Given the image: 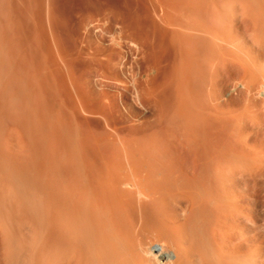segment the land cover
Returning a JSON list of instances; mask_svg holds the SVG:
<instances>
[{
	"label": "bare ground",
	"instance_id": "bare-ground-1",
	"mask_svg": "<svg viewBox=\"0 0 264 264\" xmlns=\"http://www.w3.org/2000/svg\"><path fill=\"white\" fill-rule=\"evenodd\" d=\"M41 1L31 23L55 29ZM173 1L143 17L128 1H73L63 20L82 29L74 53L32 26L35 45L52 38L37 42L39 55L54 44L43 72L23 37L24 52L5 42L11 21H1L12 67L0 57V264H264V10L242 0L228 15L223 0H183V14ZM144 31L162 35L154 48L169 41L172 54L165 44L160 54L172 58ZM15 58L36 63L33 76Z\"/></svg>",
	"mask_w": 264,
	"mask_h": 264
},
{
	"label": "rangeland",
	"instance_id": "rangeland-1",
	"mask_svg": "<svg viewBox=\"0 0 264 264\" xmlns=\"http://www.w3.org/2000/svg\"><path fill=\"white\" fill-rule=\"evenodd\" d=\"M9 1H10L11 3H10ZM22 1H23V0H8V1H6V0H0V23H1V21H2L1 24L4 25L5 23H3V19H6L7 16L9 17V15L11 16V17H9V18L7 17V19H6L7 21L4 20V21H6V22H8V19H9V21H11L10 24H8V25L10 26V27H9V26H8V27L11 28V29L6 28V29H8V31H7V32H8V35L6 36V38H4V39H5V42L8 40V44H9V45H12V44L14 45V42H15V46L18 47V46L22 43V42L20 43V40H21V41L24 40L25 43H24V42H23L24 44L22 43V44H23V45H22L23 49L25 48L24 46H28V47H29V45H30L29 48L31 49V50H30L28 47H26L28 51H27L26 48H25L24 50L27 51V53H26V52H25V53L28 54V55L31 53V57H30L31 59L34 57V58H33V62H31V63H34V62L38 63V62H37V61H38V58L40 59V57H41V59H42V56H43V55H42V56H40V55L43 54V53H44V54H47V53H45V52L43 51V53H41V54L39 55L40 51L38 52L37 49H39L38 46H39V44H40L41 42H40V43H37V42H39L40 40H43V41H44V40L46 39V37L44 38V35H43L44 32H47V33H45V34L47 35V37H48V35H51V37H53V36H52V33H54V32H52V30H54L55 33H54L53 35H55V34H56V36L59 35L57 38L54 37V38L57 39V40L59 39V42H58V43H60V45H61V46H59V47L61 48V47L63 46V47H62L63 50H64V48L66 49L67 47H69V49H66V50H69V51H68L69 53H70V51H72V53L75 52V51L73 52L72 49H75V50H76V48H74V47L77 46V48H78V47L80 46L81 40L78 39V40H79L78 42H80V43H78V42L76 41V39H77L76 37H78V38L81 37V39H82L83 35L80 33V32H82V29L79 27V25H78V26H77L76 24L74 25V23H76V22H75V21H76V20H75L76 18H75V19H74V18H71V22H72V23H71V25H70V22L68 21V22H69V23H68L69 26L67 27L68 24H67L66 21H65V20H66V16H65V15H66V14H67V15H68V14L72 15L71 12L69 13V11L72 10V9L77 8L76 6H73V5H75V3H76V5H77V1H78V0H77L76 2H75V0H73L75 3H73L72 0H57L58 3H57L56 0H49V2L52 4V5L50 4L51 7L53 6V7H52V11H53V13H54L55 22H56L55 25H54V28H55V29H53V27H52V30L48 29V28L45 27V26H40V29H39V25L36 26L37 24L35 25V23H31L33 20L36 19V16H37L36 14H37V12H35L36 14H34L35 17H34V15H33V12H34V11L31 12V14H30L29 11L32 10V6H33V5L30 6V7H29V5H31V3H32V4H34V6H36V4L41 6L40 3H39V4L37 3V2H39V0H38V1H37V0H34V1H37L36 4H35L34 1L32 2V0H31V2H30V0H25V2L27 1L29 4H28V3H25L24 1H23V3H22ZM40 1H41V0H40ZM42 1L45 2V0H42ZM42 1H41V3H42ZM51 1H52L53 3H52ZM63 1H64V2H63ZM119 1L121 2V0H119ZM126 1H128V5L130 4V5H129V8L131 7V8L133 9V10H132V9L130 8V9L132 10V12L135 10V13L137 12V13L140 15V17H143V14H142V13H145V12H143V11H147V9L149 10V9H150L149 7H151V8L153 9V7H154V6H152V3H153V2H154V3H155V2H158V0H152V1H151V0H126ZM126 1L122 0L123 3L126 2ZM159 1H160V0H159ZM164 1H165V2H164ZM166 1H167L168 4H169V2H170V1L172 2L173 0H170V1H169V0H161V2H162L163 4H165ZM177 1H179V2L176 3ZM184 1H185V0H184ZM245 1H248V0H245ZM249 1H251V2H250V3H252L251 5H254V6H252L253 8L250 7L249 9H251V8L254 9V7H255V8H258V7L260 6L258 9L260 10V8H262V10H264V3L262 4L263 0H260V1H262V2H260L259 0H249ZM249 1H248V3H249ZM2 2H3V3H2ZM8 2H9V3H8ZM12 2H14L15 4L12 3ZM61 2H62V5L64 4L63 6L61 5ZM171 2H170V4H171ZM173 2H175V4H174V3H173V4L176 5V7L179 8V5H178V4H179V3H182L183 0H174ZM185 2H186V1H185ZM223 2H224V3H223V6L226 7V8L223 7V8H224V11H225V13H227L228 15H230V13H232V12L234 11L235 8L241 10V8H240V7H241V6H240V3H241L242 5L244 4V3L242 2V0H228V1H227V0H226V1L223 0ZM226 2H227V3H226ZM258 2H259V3H258ZM67 3H68V4H67ZM71 3H73V5H72ZM126 3H127V2H126ZM145 3H146V4H145ZM154 3H153V4H154ZM260 3H261V4H260ZM4 4L6 5V7L10 4L11 8L8 7V8H10V10H7V8L4 6ZM21 4H23V5H22L23 7L21 6ZM54 4H55V5H54ZM59 4H60V5H59ZM69 4H70V5H69ZM124 4H125V3H124ZM155 4H156V3H155ZM155 4H154V5H155ZM157 4H158V3H157ZM166 4H167V3H166ZM185 4H187V2H186ZM234 4H235V5H234ZM246 4H247V3H245V5H246ZM257 4H258V5H257ZM2 5H3V6H2ZM44 5H45V3H44ZM56 5H59V6H56ZM67 5H68V6H67ZM125 5H126V4H125ZM131 5H132V6H131ZM136 5H137V6H136ZM251 5H250V6H251ZM261 5H262L263 7H262ZM24 6H25V7H24ZM34 6H33V7H34ZM55 6H56V7H55ZM60 6H62V7H60ZM77 6H78V5H77ZM148 6H149V7H148ZM170 6H171V5H170ZM181 6H182V5H181ZM181 6H180V8H179L180 10H179L178 8H177V10L182 12V11H183V8H181ZM183 6H184V5H183ZM183 6H182V7H183ZM248 6H249V4H247V7H248ZM2 7H3V8L5 7L6 10H7V12H6L5 9H3ZM16 7H17V9H16ZM21 7H22V8H21ZM27 7H29V8H27ZM38 7H39V6H38ZM43 7H44V6H43ZM74 7H75V8H74ZM133 7H134V8H133ZM146 7H148V8L146 9ZM174 7H175V6H174ZM184 7H185V6H184ZM13 8H14L15 10H14ZM19 8H20V9H19ZM24 8L26 9V11H24V10H25ZM36 8H37V7H35L34 10H37V11L40 10V11H41V9H39V8L36 9ZM40 8H41V7H40ZM58 8H59V9H58ZM61 8H62V9H61ZM67 8H69V9H67ZM70 8H72V9H70ZM144 8H145V9H144ZM2 9H3V10H2ZM11 9H13V10H11ZM43 9H44V8H43ZM66 9H67V10H66ZM136 9H137V10H136ZM181 9H182V10H181ZM185 9H186V8H185ZM185 9H184V10H185ZM188 9H190V8H188ZM1 10H2V11H1ZM16 10H17V12H16ZM27 10H28L29 13L27 12ZM64 10H66V11H64ZM150 10H151V9H150ZM177 10H175V11L172 12V13H174V15H175V14H176L175 12H176ZM186 10H187V9H186ZM186 10H185V11H186ZM239 10H238V11H239ZM259 10H257V11H259ZM8 11H9V12H8ZM12 11L14 12V14L12 13ZM61 11H62V13H61ZM138 11H139V12H138ZM178 11H177V13H178ZM189 11H190V10H189ZM255 11H256V9H255ZM2 12H5V13H2ZM10 12H11V13H10ZM18 12H19L20 14H19ZM26 12H27V13H26ZM65 12H66V14H65ZM183 12H184V11H183ZM183 12H182V13H183ZM239 12H240V11H239ZM259 12H261V11H259ZM6 13H7V14H6ZM17 13H18V14H17ZM25 13H26V14H25ZM38 13H39V12H38ZM59 13H60L61 15H59ZM137 13H136V14H137ZM11 14H12V15H11ZM23 14H24V17H25V18H23ZM141 14H142V16H141ZM180 14H181V13H180ZM180 14H179V15H180ZM183 14H184V13H183ZM15 15H17L16 17H17V19H18L19 21L21 20L19 23H18V21H16L17 19H15V18H16ZM18 15H19V16H18ZM21 15H22V16H21ZM62 15H64L65 17L62 16ZM70 15H69V16H70ZM3 16H4V17H3ZM12 16H13V17H12ZM28 16H29V19H30L31 21H30L28 18H26V17H28ZM30 16H31V17H30ZM32 16H33V20L31 19ZM38 16H40V15H38ZM69 16H68L67 18H69ZM176 16H177V14H176ZM18 17H19V18H18ZM20 17H22L23 20L25 19V20L27 21V23H26L25 20H24V21H25V23H24V21H22V19H21ZM173 17H175V16H173ZM59 18H60V19H59ZM61 18H62V22H63L64 25H63V24H58L59 21H60L59 23H62V22H61ZM176 18H177V17H176ZM1 19H2V20H1ZM63 19H65V20H63ZM72 19H73L74 22L72 21ZM12 20H14L13 23H14L15 25L12 23ZM69 20H70V19H69ZM64 21H65V22H64ZM240 21H241V20H240ZM240 21H239V22H240ZM242 21H243V20H242ZM242 21H241V22H242ZM15 22H16V23H15ZM227 22H228V24H226V26L228 25V27H229V25L231 24V22H229L228 20H227ZM227 22H226V23H227ZM17 23H18V24H17ZM20 23H21V24H20ZM22 23H23L24 25L26 24V25H25L26 27H25V26L23 27V24H22ZM141 23H143V26H144L147 22H144V21H143V22H141ZM141 23H139L138 25H139V27H141L140 31H143V30H142L143 27H142V25H140ZM144 23H145V24H144ZM242 23H243V22H242ZM242 23L240 24V26L243 28V26H246V25H243ZM16 24H17V25H16ZM29 24H30V25H29ZM65 24H67V25H65ZM148 24H149V23L146 24V26H145V27H146L145 30L152 31V33H151V32H150V33H151L152 35H154V34L156 35V31H155V33H154L153 30H151L152 27H149L151 24H150L149 26H147ZM160 24H161V27L164 26V24H163V25H162V23H160ZM244 24H245V23H244ZM6 25H7V24H5V26H6ZM19 25H20V26L22 25V26L19 27ZM28 25H29V26H28ZM57 25H58V26H57ZM242 25H243V26H242ZM5 26H4V27H5ZM12 26H16V27H14L15 29H13ZM17 26H18V27H17ZM32 26H36V27H38V29H39L38 31L41 32V33H43L42 35H43V38H44V39H41V38H40L39 41L37 40L36 45H35L34 43H35V41H36L37 38H35V37L33 36V34H34L35 31H37V30L35 29V31H32V30H34V28H33ZM74 26H75V27H74ZM76 26L79 27L80 29L77 28ZM151 26H152V25H151ZM1 27H2V26H1ZM1 27H0V28H1ZM6 27H7V26H6ZM22 27H23V28H22ZM36 27H35V28H36ZM69 27H70V28H69ZM71 27H72V28H71ZM139 27H138V30H139ZM147 27L150 28V29H147ZM161 27H160V28H161ZM230 27L233 28V27H232V24H231ZM230 27L228 28V30H229V31H232V29H231ZM17 28H18V29H17ZM19 28H20V31H19ZM25 28H26V29L28 28V29L26 30ZM153 28H154V27H153ZM158 28H159V25H158ZM162 28H163V27H162ZM164 28H165V27H164ZM1 29H2V28H1ZM1 29H0V30H1ZM3 29H4V28H3ZM3 29L1 30V33H2ZM6 29H4V31H5ZM22 29H23L24 31H23ZM31 29H32V30H31ZM70 29H71V30H70ZM74 29H76V30H74ZM143 29H144V28H143ZM155 29H156V28H155ZM233 29H234V28H233ZM15 30H16V31H15ZM28 30H29V31H28ZM48 30H49V32H48ZM156 30L158 31V33H160L159 29H156ZM22 31H23V32H22ZM38 31H37V33H36L37 36H38ZM56 31H57V33H56ZM60 31H62V32L64 31V32L62 33V32H60ZM72 31H73V32H72ZM77 31H79V32L77 33ZM148 31H147V32L144 31V32H145V35H144L143 32H140V33L143 34V36H142V34H139V35H141V36L144 38V36L146 37V33H148ZM7 32L5 31L4 33H7ZM12 32H14V33H12ZM15 32H17V33H15ZM25 32H26V34H25ZM28 32H29V33L31 32L32 34H28ZM58 32H59V33H58ZM96 32L98 33L99 30L96 29L95 33H96ZM233 32H234V30H233ZM1 33H0V34H1ZM21 33H23V34H21ZM41 33H40V34H41ZM50 33H51V34H50ZM79 33H80V34H79ZM138 33H139V31H138ZM150 33H149V34H150ZM158 33H157V34H158ZM20 34H21V36H20ZM27 34H28V36H26ZM72 34H73V35H72ZM75 34H77V35H75ZM78 34L81 35V36H79ZM149 34H148V35H149ZM9 35H11V36H10L11 38H9ZM13 35H14V36H13ZM30 35H32V36H30ZM152 35H151V38H150V40L153 39L152 41H149V40H148L149 37H150V35H149V37H146V38H147V40H148V41H147L148 44H151V42L153 43V45L151 44L152 46L150 45V47H153V48H154V44H159V42L161 43L162 39H161V41H160V39H159V38L157 39V37H158V36H162V35L159 34V35H157V37H156V36L153 37ZM15 36H16V37H15ZM35 36H36V35H35ZM39 36L41 37V35H39ZM71 36H73V37L75 38L74 41H73L74 38L71 37ZM0 37H1V35H0ZM3 37H5V35H4ZM3 37H2V39H3ZM12 37H13V38H12ZM14 37H15V38H14ZM17 37H18V38H17ZM19 37H23V39L20 38V40H19ZM31 37H32V38H31ZM33 37H34V38H33ZM49 37H50V36H49ZM49 37H48V38H49ZM60 37H61V38H60ZM8 38H9L10 40H9ZM66 38H67V39H66ZM154 38H155V39H154ZM161 38H162V37H161ZM163 38H164V40L166 39L165 37H163ZM0 39H1V38H0ZM6 39H7V40H6ZM14 39H16V40H14ZM26 39H27V40H26ZM38 39H39V37H38ZM51 39H52V38H50V40H51ZM65 39H66V40H65ZM156 39H157V40H156ZM33 40H34V41H33ZM50 40L48 41V40L46 39V40H45L46 44H47V42H50ZM60 40H61V41H60ZM145 40H146V39H145ZM168 40H169V39H168ZM13 41H14V42H13ZM16 41H19L20 44L16 43ZM28 41H29L30 44L28 43ZM62 41H63V42H62ZM65 41H66V42H65ZM69 41H70V42H69ZM71 41H72V43H71ZM166 41H167V39H166ZM0 42H1V41H0ZM12 42H13V43H12ZM45 42H44V43H45ZM51 42H52V40H51ZM56 42H57V41H56ZM68 42H69V43H68ZM75 42H77L79 45H78L77 43H75ZM154 42H155V43H154ZM157 42H158V43H157ZM168 42H169V41H168ZM168 42H165V43L162 42L163 45L160 44L161 48H163V49H161V48L158 49L160 46L155 45V48H154V49H155V50L158 49V51H159V53L156 51V55H157V53H158V55L160 54V50H165V48L167 47V45H168V48H169V45H170V44H169ZM10 43H11V44H10ZM31 43H33V44H31ZM44 43L42 42V45H43ZM58 43H57V44H58ZM4 44H5V43H3V45H4ZM8 44H5L4 46L8 47V46H7ZM17 44H18V45H17ZM28 44H29V45H28ZM46 44H45V46H46ZM52 44H53V43H52ZM52 44H51V45H52ZM65 44H66L67 46H66ZM68 44H69V46H68ZM73 44H74V45H73ZM146 44H147V43H146ZM164 44L166 45V47L164 46ZM13 45H12L11 48H13ZM47 45H50V43L47 44ZM58 45H59V44H58ZM64 45H65V46H64ZM70 45H71V46H70ZM130 45H131V47H132V44H130ZM130 45H129V46H130ZM15 46H14V47H15ZM35 46L38 47V48H36ZM43 46H44V45H43ZM157 46H158V48H157ZM162 46H163V47H162ZM17 47H16V49H12V50H14V52H15V51L17 50ZM22 47H18V49H20V48L22 49ZM33 47H34V48H33ZM40 47L42 48L41 45H40ZM48 47H49V46H48ZM50 47H51V46H50ZM52 47H53L52 49H54V44L52 45ZM72 47H73V48H72ZM133 47H135V46L133 45ZM150 47L148 48V50H152V49H153V48L151 49ZM9 48H10V47H9ZM9 48H7V49H8L9 51H11V53H12V50L9 49ZM44 48H45V47H44ZM62 48H61V50H62ZM23 49H22V51L24 52ZM32 49H34L33 51H35V52H33ZM47 49H48V48H47ZM47 49L45 48V51H46ZM52 49H50V48L48 49V51H47L48 54H47V55H50V56H51V54H52V55L54 56V52H52ZM154 49H153V50H154ZM166 49H167V48H166ZM169 49H170V48H169ZM169 49H168V52H169ZM4 50H5V52L8 51V50L6 51L5 48H4ZM29 50H30V52H29ZM40 50H43V48L40 49ZM54 50H55V49H54ZM153 50H152V51H153ZM155 50H154V51H155ZM171 50H172V48L170 49V51H171ZM22 51L20 50L19 53L21 54ZM49 51L52 52V53H50ZM64 51H65V50H64ZM154 51H153L152 53H150L149 51H148V52L150 53V55L152 54V56H153V55H155V54H153ZM166 51H167V50H166ZM23 52H22V57H21V56H20V57L23 58V57H26V56H27L26 59H27V62H28V61H29L28 59H29V56H30V55L28 56V55L25 54L26 56H23V55H24ZM28 52H29V53H28ZM37 52H38V53H37ZM62 52H63V51H62ZM168 52H166L165 54H163V53L161 52L160 55H161V56H165V55L167 54L166 56H168L170 53L172 54L173 50H172L170 53H168ZM16 53H17V52H16ZM16 53H15V55H16ZM19 53L17 54V58H18ZM36 53H37V56H36ZM65 53H66V52H65ZM5 54H6V53H5ZM7 54H8V56L10 55L9 53H7ZM12 54H13V53H12ZM12 54H11V56H12ZM33 55H34V56H33ZM38 55H39V56H38ZM47 55H46V59H47V58H48V59H47V60L44 59L45 56H43V59H44V60H42V61H44V63H43V65H44L43 67H44V68L41 67V66H39V67H41L42 69H41V68H38L37 70L41 69L40 71H42V70H44V69L46 68V67H45V63H46L51 57H53V56H51V57L49 58ZM158 55H157V57L155 56V58H159L160 55H159V57H158ZM32 56H33V57H32ZM0 57H2V56H0ZM4 57H5V56H4ZM15 57H16V56H15ZM130 57H131V56H130ZM133 57L135 58V56H133ZM169 57H170V55H169ZM169 57H168V58L165 57L166 59L163 57L164 62H165V60H167V63L165 62L166 64H168V60H170ZM8 58L10 59V57H8ZM11 58H12V57H11ZM21 58L18 59L20 63H21V61H23ZM53 58H54V57H53ZM150 58H151V57H150ZM153 58H154V56H153ZM153 58H152V59H153ZM170 58H172V57H170ZM1 59L3 60V57H2ZM6 59H7V58H6ZM15 59H16V58H15ZM20 59H21V60H20ZM26 59H25V60H26ZM51 59H52V58H51ZM51 59H50V60H51ZM160 59H162V58L160 57ZM2 60H0V64H1V61H2ZM7 60H8V59H7ZM7 60H6V61H7ZM11 60H13L12 62H13L14 64L18 61L17 59H16L17 61H15V62H14V59H11ZM25 60H24V61H25ZM36 60H37V61H36ZM45 60H46V62H45ZM74 60H76V61H75L76 63L74 62V63H72V64H73V66L76 65V66H74L75 68L73 67L75 70H77L75 73H76V75H77L78 72L80 71V74H81V71H82V70H80V69H83V67L80 68V69L78 70V69H77V65H78L77 59H74ZM6 61L3 60L2 62L5 63ZM9 61H10V60H9ZM24 61H23V64H24ZM31 61H32V60H31ZM52 61H53V59H52L51 61H48V64H49V65H48L47 63H46V65L50 66V63H52ZM72 61H73V60H72ZM78 61H81V60L78 59ZM12 62H11V63H12ZM29 62H30V61H29ZM39 62L41 63L40 60H39ZM81 62H82V61H81ZM81 62H79V63H81ZM11 63H9V64H11ZM17 63H18V62H17ZM17 63H16V65H17ZM20 63H18V66H19V67L23 65V64L21 65ZM31 63H28V64H30L29 66H27V65L25 66V64H24V67L22 68V69H24V71H25V70H29V72L26 71V72H24V73H23V72H21V73H23V74L26 75L27 72H28V74H29V73L31 74V72H32V70H33V68H34L33 65H35V66L40 65L39 63H38V65H36V63H35V64H31ZM9 64H8V65H9ZM26 64H27V63H26ZM81 64H84V63L82 62ZM166 64H165V66H166ZM4 65H5V66H4V69H5V67H7V66H6V63H5ZM16 65H14V68H16V67H15ZM31 65H32L33 68H30ZM0 66H1V65H0ZM81 66H82V65H81ZM81 66H80V64H79L78 67H81ZM2 67H3V64H2ZM2 67H1V70H2ZM8 67H10V65H9ZM8 67H7V68H8ZM11 67H12V65H11ZM11 67H10V68H11ZM19 67L16 68V69H14V71L12 70V72H11V70H10V72L12 73V75H13V74H15V76H17V74L22 75V74H20V72L17 73V74L15 73V70L21 68V67H20V68H19ZM26 68H27V69H26ZM73 68H71V69H72V71H73V73H74V69H73ZM22 69H21L20 71H22ZM31 69H32V70H31ZM34 69H35V68H34ZM1 70H0V71H1ZM30 70H31V71H30ZM136 70H137V69H136ZM4 71L7 72V69H5ZM8 71H9V68H8ZM34 71H36V70H34ZM40 71H39V72H40ZM2 72H3V71H2ZM2 72H1V73H2ZM6 72H3V73H5V75L7 76L8 74H6ZM42 72H43V71H42ZM42 72H40L39 74L42 75V74H43ZM41 73H42V74H41ZM75 73H74V74H75ZM118 73H120V74H118V75H121V76L118 77V78H119V79H121V78L123 79V78H124L123 80H125V75H123V74L121 73L120 70H118ZM9 74H10V73H9ZM28 74H27V75H28ZM33 74H35V72H33ZM82 74H83V73H82ZM82 74H81V75H82ZM1 75H2V74H1ZM3 75H4V74H3ZM31 75H32V74H31ZM36 75H38V73H37ZM78 75H79V74H78ZM81 75H79V78H81V77H80ZM32 76H33V75H32ZM83 76H84V75H83ZM85 76H86V75H85ZM85 76H84V77H85ZM89 77H90V75H89ZM82 78H83V77H82ZM91 79H93V76H92ZM122 79H121V80H122ZM159 79H160V78H159ZM17 84H18V83H17ZM17 84H15L14 89H13V86H14V85L12 86L11 91H15V90H16L15 88H16V85H17ZM93 84H95V82H94ZM92 86H94V85H92ZM94 87H95V86H94ZM109 87H110L111 89H110ZM96 88H98V86H96ZM106 88H108L110 91H109L108 89H106ZM106 88H105V89H106L108 92H110L111 94H113V92H117L116 90H118L117 88H116V89L113 88V85H112V84H111V86L109 85V86H107ZM49 91H51V90H49ZM51 92H52V94H53V91H51ZM49 94H50V93H49ZM128 97H131V98H128ZM132 98L134 99V98H135V95H133V94L131 95V93H129V95H127V97H124L125 100H124V99H123V100L126 101V102H127V101H128V102H131V104H134L133 101H135V100H133ZM129 104H130V103H129ZM242 104H243V103H242ZM9 105H10L11 107L13 106V108H11V110L7 111V110H6L7 107H5V108L3 107L4 110L2 109L3 112H4L5 110L7 111V112L5 111V112L7 113V117H6L7 119H6V122H3V124H4V123H7V124H5V125H8V127H9L10 124L12 125V123H13V120H11V119H12V117H13V111H14V109H16L14 104L11 105V104L9 103ZM5 106H8V105H5ZM10 106H9V108H10ZM5 115H6V114H3L4 118H5ZM10 118H11V119H10ZM2 119H3V118H2ZM3 121H5V119H3ZM11 125H10V126H11ZM6 129H7V128H6Z\"/></svg>",
	"mask_w": 264,
	"mask_h": 264
}]
</instances>
